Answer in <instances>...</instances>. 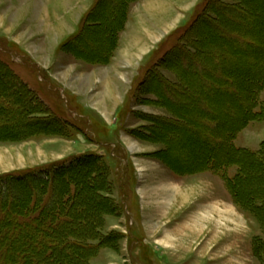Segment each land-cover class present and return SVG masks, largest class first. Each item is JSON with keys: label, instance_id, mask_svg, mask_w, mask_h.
Segmentation results:
<instances>
[{"label": "rangeland", "instance_id": "obj_1", "mask_svg": "<svg viewBox=\"0 0 264 264\" xmlns=\"http://www.w3.org/2000/svg\"><path fill=\"white\" fill-rule=\"evenodd\" d=\"M1 1V32L5 33L16 42H9L8 39H4L5 37L0 36V61L7 65L8 71L11 70L21 79L25 80L26 82L29 81L27 83L32 89H36V93L38 94L43 108L47 109L46 111L49 113H55L61 123H66L68 126L66 130L68 132L62 133L58 131L55 135L42 134L38 136H30L20 140L0 141V175L22 172L29 168L36 169L64 158L72 159L74 157L84 156L87 154L102 156V161L100 163H103V166L106 165L107 170L104 169L106 167L100 166V168L101 170H105L103 177L110 180L109 185L111 188H109V194L113 199L112 203L108 207L106 204H103V202H98V200L95 199L94 191L92 190L93 186L97 184V180H95L89 183L87 187H80L78 189V199L80 200L81 197V200L77 201V204L80 206L83 205L85 210L83 213H81V216H74L78 223L84 224V227L89 229L90 224L96 220L95 215L98 209L102 206L101 210L105 212L106 209L109 208L110 213L105 215L104 219L101 218V224L104 226L101 232L104 236L101 244H99L98 241L95 242V245L98 247V251L96 256L91 259L92 264H264V230L262 229L261 231L260 227L254 220H248L249 223H251L249 224L248 228V225L245 222L242 224V221L239 219L242 217L241 214H239L238 218L236 215L233 214L232 216L229 213V211L233 208L232 206L237 204L234 202V200H232V195L229 192L227 184L224 181L222 175L217 174L221 178L212 175L216 181V184L221 183L219 189L223 194V200L217 199L215 201V206L217 209H219L220 213L216 211V213H212V216L211 214H208V208L212 207L214 204L212 201L207 202L205 209L203 208L202 210V212H206L207 217H211L210 221L207 220L205 223H207L206 225H208V222L211 223V225L214 224V236H212L213 227H210V229H208L205 234H203V231L200 230V233H194V237H190L189 240L183 241L182 244H173L166 240V237L163 235L159 236L158 232L156 231L157 228L158 231L159 229H165L166 231L170 225V228H174L171 230L169 228L167 233L170 232L171 235L176 236V239L181 240V228H184L183 224L186 223L187 218L185 216L187 215L185 214L183 218V214L176 212V210L177 208H180L179 211L182 212L184 211L185 207L190 206L189 199L194 201V198L192 199L191 197L196 196L193 190H191L193 193L189 194L190 198L186 196L187 201L184 199H179L177 204L178 206L176 205V201H174L175 205L171 210L169 208H171L170 197L172 190L162 189L160 193L163 196L164 209L161 211V213L159 212L160 215L158 218L161 219V221H150L152 218V213H150L149 207L151 208L153 206L151 199L144 198V200L141 197H137V192L139 193L140 190L142 191L144 189L149 190L154 183V181H151V179L153 178L152 174L156 172L155 169L160 171L161 168V171H163L164 174H170L169 170L156 162L157 160L155 159V154L151 153V151H154L156 148L151 146V143H154L153 141H147L145 140V137L141 136H139L140 138L135 137L134 133H131L134 138L130 137L129 135V132H132V129L134 128L137 130V128H140L144 124L150 125V121L147 119L148 115L159 117L167 116L165 115L167 113L166 110L154 104H149L148 101L145 100V97L154 98V96L147 95L148 93H143L139 88L140 83L145 79L146 73L153 67L155 63L158 62L166 50L174 43L175 37H178L181 33H183L195 21V19L198 18L200 13L204 11V4H201V0H199V3H197L196 7L194 8L193 13L190 15L191 19L189 22L184 24V26L176 31L178 32L176 36H174V33L171 38L169 37L163 40V42H159L161 40L160 35L151 41V44L148 46V48H151V46L154 45L157 46L158 43L159 47L154 53L145 58L146 61L143 63L141 69L139 68V65L141 62L140 58L144 56L143 53L134 60L135 62L133 68H124L126 66L125 53H127L128 32L123 35V43L118 50L115 60L117 62L112 65L113 69L109 68L106 73H103V76H109L108 82H111V74L116 70L117 76L120 79L119 84L114 82L108 87L110 89L115 88V94L117 95L116 101L111 99L107 103L111 109V114L113 113L116 104L121 102L124 99L125 94L131 90L132 85H134V83L132 84V81L135 76V83L137 82V84L134 85L136 89L131 91V95L127 98L128 100L126 99L128 102H126V109L123 111V114H128L127 117L125 118L120 116L121 118L117 119L118 122L116 123L118 126L114 124L113 127L116 128V130H113L114 132L106 137L104 134L106 130L105 128L109 127L104 126L103 119H101V116L99 115L100 113L98 114L94 108L90 107L87 110H75L76 114L78 115L76 116L75 113L71 112L73 103L76 105V102L71 100L72 97H69L70 102L68 104L70 106L67 110L65 109L67 104L65 102L66 98L59 89V85L57 87L53 85L49 87L47 81L48 73L56 80L58 79L60 84L69 89L81 92V94L83 93L84 97L90 99V95L95 93V89L92 85L93 79H87L88 76H91L92 74H94V76L95 74H98L97 70L88 68L83 71L85 74H82V76L85 78L84 81L81 78H76L77 75L73 73L75 68V66H73L74 61L71 59H69L71 62L68 66H60L61 68L58 67L53 70L48 68L50 56L47 50H49V47L45 46V41L50 38L52 31L51 28H49L47 12L45 11L44 7L51 14V17L54 18V1L32 0L33 3L38 1V3L42 6V9H40L38 6L40 11L38 10L37 13H34L32 8H27L28 5H17L14 3H12V5L9 3L10 5L6 6L5 3ZM74 1L77 5H79L77 3L79 0ZM88 1H91V3L93 2V0ZM171 1L172 0H145L143 3H141L143 10L142 12L139 9V2L135 4L133 6L134 11L138 12L140 15L143 13L144 16V21H140L141 17L139 20L133 18L134 23L137 25L138 32L141 33L142 31V33H144V25H146L148 28L152 27L154 30H156L155 32L163 31L165 28L170 26V22L173 21L174 18H177L178 12L182 10L181 6L172 5ZM180 1L181 0H175V3L181 5L182 3H179ZM194 1L195 0H192V2ZM192 2L189 5H192ZM251 8L256 15L255 17L253 16L254 14H252L245 18L234 16L235 19L245 26H255L256 28L264 30V21L262 18L264 14V0H253ZM27 14L32 15L27 20L23 19V17H25ZM260 15H262V17ZM21 18L23 22H26V24L23 26L24 28L22 31H13V24L14 26L19 24L18 21L21 20ZM54 22H56V19ZM131 24H133V22L130 21V27H132ZM35 25H37V28ZM44 25H47L48 28ZM73 27L76 28V25ZM44 28H46V30ZM109 36V33L105 31H99L96 37H94L92 41H89L90 50L94 52L101 51L99 54L102 55L104 52L102 51L104 50L103 43L107 41ZM135 38H137V35L132 36L131 42H133ZM17 43L19 46L21 45L22 47L31 51L30 55H33H31L33 59H31L28 55H25L14 45ZM53 43L56 45V42ZM34 45H38V49ZM222 46H224L223 43ZM222 46L221 44L213 45V47L217 50H221ZM215 49L212 50V54L214 56L218 55L223 63H230V60L234 59L233 57H239L238 55L234 54L238 52V50L235 48H233V50L230 49L229 51L223 50V52H217ZM147 51L148 50L145 52ZM134 56L135 55L131 56V59L134 58ZM129 57L128 60H131ZM36 59L40 61H37ZM231 64L233 66H238L236 62ZM40 65H42V67ZM115 67L118 69H115ZM40 69H42V71ZM153 69L154 68L151 70ZM44 70H46L48 73ZM158 71L169 77V79L175 80L173 73L165 70ZM138 72H140V75H138ZM225 73L229 74L230 71L225 69ZM259 74L260 73H257L256 71V73L253 75L258 76ZM252 76H250V78H252ZM64 79H68V82H65ZM78 79L80 84H83V86L77 87L76 82ZM247 83L248 84H246V87H248L247 85L250 84L249 81ZM4 84L5 87H7L6 82H3V85ZM0 86L2 87V85ZM98 87L101 89L103 87V84L100 81ZM206 88H209V85H206ZM3 93L9 97L10 95L13 97H18V95H16V93L12 90H4ZM68 95H71L69 91ZM20 97L22 98L23 95ZM180 98L182 102L186 101L189 104L187 106V110L190 119L194 121L198 120L199 108H197L196 101L184 97ZM209 99L213 101L215 100V107H220L223 105V103L227 102V100L222 99L220 96H209ZM0 102L2 103V106L0 107V112H2V114L0 117L2 116L3 120L0 122V131L7 132L9 130H21L24 128L26 125L23 124V117L20 115L22 108H17L8 103L5 97L3 98L1 96V93ZM238 110V107H230L225 112V114H227V120H224L221 123L222 129H226V126L231 124V122L234 120L233 115ZM82 116H85L87 119H91L92 122H94V125L90 128L93 133L89 131L87 132V135L83 134V132L85 133L86 129H88V122H86L84 119H81ZM143 116H146L147 118H144ZM107 121L112 124L115 123V114H112V116L108 118ZM97 130H99V132ZM95 133L98 135L99 139L104 138V140L95 139L92 135ZM102 133L104 136H102ZM193 134V132L187 130L181 131L180 129L168 130L165 134H162V137L170 140L171 142L166 156L171 157L174 163L181 162L183 166H189L197 160L205 159L208 155H219L227 152L226 147H217L208 150V153L206 146H202L203 143L201 144V142L193 140ZM262 140H264V122H251L239 133L238 137H236L234 140V144L236 147H247L251 150H256L258 143ZM76 142L78 143L76 144ZM98 142L100 145L99 148H89H95L92 147L94 146L92 144H98ZM160 146H162L164 150L165 146L163 144H160ZM79 150L83 151V153H76V151ZM162 162L167 167H169L164 161ZM179 163L178 165H180ZM235 171L236 168L234 167L228 169V176H233ZM207 172L213 173L210 171H205L204 173ZM247 173L249 175L251 174L253 177L252 180L244 179L242 181V190L244 192L250 193L257 192L258 195L264 196V171H262L261 168H258L256 171L248 168ZM184 180H189V177H185ZM186 187L187 185L184 186V191ZM201 188L200 192L202 190ZM103 189L105 190V188ZM219 189L217 187L216 193L218 194L220 193ZM87 192L89 197L87 196ZM167 198H169L168 208L166 204ZM207 204H210V206ZM145 206H147L146 209ZM192 206L196 207L195 205ZM243 212L244 215L251 216L249 213L245 211ZM132 221L137 223L135 228L131 224ZM200 221H203V219H200ZM237 230H240V232ZM51 231L54 232V230ZM134 231H141L142 234L137 232L139 233L138 235L140 238L146 235V237H144L148 242L146 247L137 244L136 240L133 239ZM197 231L199 232V230ZM18 235L20 237L25 236L21 233V231L15 229L13 233L10 234L8 239H15V237ZM254 236L258 237L257 239H260L257 250L255 249L254 245ZM25 240V243H23V245L21 244V254H23L24 251L26 254L27 252L33 253L38 249L39 244L34 235H27ZM182 247L186 251H189V253H180L178 249ZM176 250H178L179 253ZM67 251H69V249H67ZM60 254L62 253L60 252ZM62 256H64L66 260L69 259V257H66L63 254Z\"/></svg>", "mask_w": 264, "mask_h": 264}, {"label": "trees", "instance_id": "obj_2", "mask_svg": "<svg viewBox=\"0 0 264 264\" xmlns=\"http://www.w3.org/2000/svg\"><path fill=\"white\" fill-rule=\"evenodd\" d=\"M135 1L100 0L86 16L79 33L71 37L64 48L87 62L106 63L117 46L119 33L125 27L128 8ZM252 3L253 0H201L204 11L175 37L174 43L140 83L139 88L143 93L154 96H144L145 100L163 108L169 116H145L150 125L133 133L136 137L163 144L164 150L155 156L180 175L205 171L222 175L237 206L249 213L264 230V196L257 192H244L241 186L244 179L252 180L253 176L247 173L248 168L255 171L261 168L264 171V140L257 151L234 144L237 135L249 123L264 122V30L245 26L234 17L245 18L254 14ZM262 18L264 21V14ZM99 31L110 35L106 44L103 41L102 55L99 54L101 51L94 52L89 48V41ZM177 34L175 32L174 36ZM215 44H221L222 49H215ZM233 48L238 50L234 54L239 57H233L230 63H223L218 55L212 54L214 49L223 52ZM235 62L238 66L231 64ZM225 69L230 73H225ZM158 70L173 73L175 80ZM256 71L260 73L258 76L253 75ZM248 81L250 84L246 87ZM0 85L1 96L11 105L22 108L20 115L26 125L21 130L0 131V141L68 132L67 124L61 123L55 113L47 112L36 91L18 75L8 71L2 61ZM4 90H12L18 97L4 95ZM209 96H220L227 102L215 107V100L209 99ZM180 97L196 101L198 120L190 119L187 110L189 104L182 102ZM230 107H238L239 110L233 115L231 124L222 129L221 123L227 120L225 112ZM175 129L193 132V140L203 143L208 153V150L217 147H226L227 152L208 155L189 166L174 163L171 157L166 156L171 142L162 134ZM101 158L87 154L64 158L36 169L0 175V264H92L91 259L98 251L95 242L101 244L104 236L101 218L110 213L109 208L105 212L101 210L102 206L98 209L96 220L89 229L78 223L74 216H81L85 210L83 205L77 204L81 200V197L78 199V189L87 187L95 180L97 184L92 188L95 199L108 207L112 203L110 180L103 177L105 170H101L100 166L106 165L100 163ZM233 167L236 168L234 175L228 176V169ZM104 169L107 170V167ZM15 229L25 236L18 235L9 240ZM30 234L36 237L39 247L33 253L26 254L24 251L21 254V244ZM257 238H254L256 250L260 240ZM60 252L69 259L66 260Z\"/></svg>", "mask_w": 264, "mask_h": 264}, {"label": "crops", "instance_id": "obj_3", "mask_svg": "<svg viewBox=\"0 0 264 264\" xmlns=\"http://www.w3.org/2000/svg\"><path fill=\"white\" fill-rule=\"evenodd\" d=\"M2 1L5 3L6 6H9L10 5L9 3H11V4L14 3L17 5H20V4L28 5L27 8H29V7H30V9L32 8L34 13L38 12V10H39L38 6L40 7V9H42L41 8L42 6L38 3V1H36L34 3L32 2V0H2ZM53 1H54V10H55L53 17L56 19V22H54L55 19L51 17V14L44 7L45 11L47 12V18L49 21V28H51V31H52L50 38L45 41V46L49 47V50H47L49 52V56H50V63L48 65V68H51L53 70V69H56L58 67L61 68L60 66H64V65L68 66L69 63L71 62L69 59H71L72 61H74L73 66H75V68H74L73 73H75V75H77L76 78L77 77L81 78L84 81L85 78L82 76V74H85V72H83V71H85L88 68H92V70H97L98 74L97 75L95 74V76H94V74H92L91 76H88V79H87V80L93 79L92 85L95 89V93L93 95H90V99H87L86 97H84L83 93L81 94V92L75 91L73 89H69V88L65 87L64 85L60 84L58 82V79L56 80L54 77H52V75H50L46 70H44L48 73L47 81H48L49 87L51 85L56 86V87L59 85V89L61 90L64 97L66 98L65 102L67 104L65 106V109H67V110L69 109V106H70L68 104L70 102L69 97L70 98L72 97L71 100H73V102L75 101L76 105L73 103L71 111L75 114H76L75 110H83V109L87 110L90 107L94 108V110L98 114L100 113L99 115L101 116V119H103L104 126L109 127V128H105L106 130L104 133L105 137L109 136V134L113 133L116 130V128H113L114 124L118 126V124H116L118 122L117 119H120L121 117H125V118L127 117L128 114L127 115H124L125 113L123 114V111L126 109V102H128V101H126V99L128 98V96L131 95V91L136 89V87L134 85L137 84V82L135 83V81H136V76H135L133 81H132V84L134 83V85H132L131 90L125 94L124 99L121 102H118L114 108V111L112 114H115V119H116L115 123H113V124L109 123L107 120H108V118H110L112 116V114L110 111L111 109L107 103L111 99H114V101H116L117 95L115 94V90H114L115 88L110 89L108 87L110 86L111 83H114V82L119 84L120 79L117 76L116 70H115V72H113L111 74V82H108L109 76L108 77L103 76L104 75L103 73H106L109 68L113 69L112 65H114L117 62L115 60H116L118 50L120 49V47L123 43L122 42L123 35L128 32L127 53H125V55H126V57H125L126 66L124 68L125 69L133 68L134 62H135L134 60L143 53L144 56L142 58H140L141 62L139 65V68L141 69L143 63H145V61H146L145 58L147 56L151 55L152 53H154L155 50L159 47V43H158L157 46L154 45V46H151V48H148V46L151 44V41L156 39L160 35H161V40L159 42H163V40H165L166 38H169V37L171 38L179 28H181L182 26H184V24H187L189 22V20L191 19L190 15L193 13L194 8L196 7L197 3H199V0H195L194 2H192V0H181L179 2V3H182L181 5L175 3V0H172L171 1L172 5H177V6L179 5L182 7V10L178 12V17L174 18L173 21L170 22V24H169L170 26L165 28V30H163V31L155 32L156 30H154L152 27L148 28L146 25H144L143 26V28H144L143 32L144 33H142V31H141V33L138 32L137 25L133 21V18L139 20L140 17L142 19V20L140 19V21H144L143 20V17H144L143 13L140 15V14H138V12H135L133 9V6L139 2V4H140L139 9L142 12L143 10L141 7V5H142L141 3H143L145 0H136L135 2L131 3L129 8H128L127 20L125 23V27L119 33L117 46H116L111 58L106 63H90V62H87V61L77 57L70 49L64 48V44L71 37H73L74 35L79 33L81 27L83 26V23H84L86 16H88L93 11V9L97 6V4L99 3L100 0H93L92 3H91V1L89 2L88 0H79V1H77V3L79 5H77L74 0H53ZM81 1H83V2H81ZM191 2H192V5H189V4H191ZM31 15L32 14H29V15L27 14V15H25V17H23V19L27 20L29 17H31ZM21 21H22V18H21V20L18 21L19 24H17L16 26H14V24H13V28H14V30L12 29L13 31H22V29L24 28L23 26L26 24V22H23V21L21 22ZM130 21L133 22V24H131L132 27H130ZM74 25H76V28L73 27ZM44 26L48 28L47 25H44ZM35 27L37 28V25H35ZM44 29L46 30V28H44ZM134 35H137V38H135L134 41L131 42L132 36H134ZM0 36L5 37L4 39H8L9 42H13V41L16 42L15 40L11 39L8 35L1 32V29H0ZM55 39H57V40H55ZM53 42H56V45ZM14 45L17 48H19V50L22 51L25 55H28L31 59H33L32 58L33 55L32 54H31L32 56L30 55L31 51L22 47L21 45L19 46L18 43L14 44ZM37 46L38 45H36L35 47L37 48ZM146 50H148V51L145 52ZM132 52H133V55H135V56L131 60H128V57H129V55H132ZM36 60L40 61L38 59H36ZM40 66L42 67V65H40ZM115 69H118V68L115 67ZM40 70L42 71V69H40ZM73 73H72V75H73ZM138 75H140V72H138ZM23 81L26 84H28L27 82H29V81L26 82L25 80H23ZM64 81L68 82V79L67 80L64 79ZM99 81L103 84L102 89L100 87H98ZM76 85H77V87L83 86V84H80L79 79L77 80ZM28 86L30 87L29 84H28ZM32 90L36 91V89H32ZM68 91L71 93L70 96L68 95ZM165 115H168V114L166 113ZM76 116H78V115L76 114ZM81 119H84L86 122H88V129H86V132L85 133L83 132V134L87 135V132H89V131L91 133H93L90 130V128H91V126L94 125V122H92L91 119H87L85 116H82ZM146 126H148V124H144L140 128H137V130L138 129L139 130L144 129V128H146ZM133 130H135V128L132 129V132L131 131L129 132V135L132 138H134L133 135L131 134V133H133ZM97 131L99 132V130H97ZM92 135L94 136L95 139L104 140V138L99 139L98 135L96 133L92 134ZM238 135H237V137H238ZM102 136H104L103 133H102ZM82 140H79V141H82ZM262 141H260L258 143L257 149L252 150V151H257L259 149ZM77 143L78 142H76V144ZM118 143H119V141H118ZM143 143H146V142H143ZM92 145H94L92 147H95V148L89 147L90 149H96V148L100 147L99 142H98V144H92ZM115 145H118V144H115ZM151 146L156 147L154 151H151L152 154H156V153L163 150V147L160 146V144L151 143ZM89 148H87V149H89ZM243 148H247V147H243ZM80 150L76 151V153H83V151H80ZM155 159L157 160L156 162L158 164L163 165L167 170H169L170 174L169 173L164 174L163 171H161L162 169L160 167L159 168H160L161 172L159 170L155 169L156 172L154 174H152L153 178L151 179V181H154V183L152 184L150 189L149 190L144 189L142 191L140 190L139 193L137 192V197H141L143 199L144 198H150L151 199V203L153 206L151 208L149 207V211H150V213H152L151 214L152 218L150 221H152V220L153 221H159V220L161 221V219H158V218L160 215L159 212L161 213V211H163V209H164L163 208L164 207L163 196L160 193V191L162 189H171L172 190V194L170 197L171 198V203H170L171 208H169L171 210L174 208L173 207L175 205L174 201H176V205H177L179 199H184L185 201H187V197L190 198V196H189L190 193L195 192V194H196V196L191 197L192 199L194 198V201L189 199L190 206L185 207L184 211L180 212L179 211L180 208L179 209L177 208V210H176V212L183 214V216H182L183 218H184L185 214L187 215V216H185L187 218L186 223L183 224L184 228H181L182 229V232L180 233L181 240L176 239V236L171 235L170 232L167 233V230L170 228V225L168 226L166 231H165V229L164 230L159 229V231H158L157 230L158 228H157L156 231L158 232V235L159 236L163 235L164 237H166L165 238L166 240H168L169 242H171L173 244H182L183 241L189 240L190 237H194V235H195L194 233H200V230H202L203 234H205V232H207L208 229H210V227H213L214 224L211 225V223L208 222V225H206L207 223H205V222L207 220L210 221L211 217H207L206 212H204V211L202 212L203 208L205 209L207 202L212 201V202H214V204L212 207L208 208V211H209L208 214H211V216H212V213H216V211L218 213H220L219 209H217V207L215 206V201L217 199L223 200V194L221 193V190L219 189V187L221 186V183L216 184V181L212 177V175H214V176H218V175L215 173H208V172L207 173L200 172V173H195V174L180 175V174L174 172L169 167H167L162 162V160H160L158 157L155 156ZM185 177H189V180H184ZM218 177H220V176H218ZM206 183H208V184H206ZM185 185H187V187L184 191ZM201 186H202V188H201ZM217 187H218L219 192H220L219 194L216 193ZM200 188L202 189L201 190L202 193L200 192ZM191 190H193V192H191ZM199 193H201L202 195ZM166 202H167L166 204H167V208H168L169 198H167ZM192 205H195L196 207H193ZM207 205L210 206V204H207ZM146 207L147 206H145V209H146ZM232 207H231L232 210L229 211V213L232 216L234 214L239 218V214H241L242 217L239 219L242 221V224L245 222L248 225V228H249V224H251V223H249V221L254 220L256 222V224H258V226L260 227V229L262 231L261 226L252 216L248 215L249 216L248 217V216L244 215L243 214L244 212L237 205H234ZM143 210H144V208H143ZM172 213H173V211H172ZM200 219L201 220L203 219V221H200ZM132 225L135 228L137 223H135V221H132ZM172 228H174V227H171L170 230ZM214 228L215 227H213L212 236H214ZM197 230H199V232ZM244 230H242V231H244ZM237 231L240 232V230H237ZM137 232L141 233V231H134L133 239L136 240L137 244H140V245H143L146 247V245H148L146 238H144V237H146V235L144 234L145 236L143 235L144 237L140 238L138 235L139 233H137ZM258 236H260V235H258ZM255 237L256 236L253 237V240ZM178 250L182 254L183 253H189V251H186L185 249H183V247L178 249ZM178 250H176V251L178 252Z\"/></svg>", "mask_w": 264, "mask_h": 264}, {"label": "bare ground", "instance_id": "obj_4", "mask_svg": "<svg viewBox=\"0 0 264 264\" xmlns=\"http://www.w3.org/2000/svg\"><path fill=\"white\" fill-rule=\"evenodd\" d=\"M105 42L107 43V41H105ZM131 56H133V55H130V57H129L130 59H131Z\"/></svg>", "mask_w": 264, "mask_h": 264}]
</instances>
